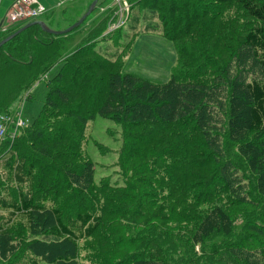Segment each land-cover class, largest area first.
Listing matches in <instances>:
<instances>
[{
    "label": "trees",
    "instance_id": "1",
    "mask_svg": "<svg viewBox=\"0 0 264 264\" xmlns=\"http://www.w3.org/2000/svg\"><path fill=\"white\" fill-rule=\"evenodd\" d=\"M187 1L128 0L127 20H130L128 27L131 30L124 33L127 40L122 43V26L111 32L108 30L115 18V10H110L83 30H80L82 25L73 33L57 36L34 25L0 47V115L12 114L13 103L16 100L22 102L23 93H26V99H31L30 90L37 82H45L48 88L42 108L33 121L0 148V239L20 233L30 238L28 242H33L24 258L16 264H59V261L86 264L81 242L95 235L101 225V217L83 212L65 222L61 210L40 205L34 185L36 168L42 161L34 153L45 154L55 150L52 155L57 158L64 148L74 149L81 154L80 160L89 161L92 158L88 153L90 127L98 118L121 125L128 144L153 146L157 156L168 150L164 146L169 141L171 130L180 129L183 121L193 118L194 128L196 126V130L205 137L211 134V126L221 120L219 116L223 113L227 117L228 135H224L218 144L208 147L216 156H220L218 154L230 142L241 145L240 153L242 148H249L245 153L248 154L247 166L257 171L264 189V0H211L217 7L226 4H231L228 7L237 6L243 15L250 18L242 46L257 65L260 77L254 79L232 75L230 70H224L220 78L213 79L206 63H194L201 58V55H190L199 43L198 23L185 21L188 19L183 15L172 16L173 8L187 12L188 8L184 9ZM209 12L212 14L214 11ZM140 16L142 22L139 21ZM20 27L7 31L0 29V41ZM203 30L206 36L211 32L217 41L224 44L222 33L206 25ZM140 34H160L174 44L179 66L168 81L155 83L123 72L126 57ZM116 35V38L119 36L117 43ZM108 41L119 50L117 54L97 49L98 42ZM58 63H61V68L57 74L47 78ZM184 153L174 151L160 155L159 160L164 159V165L170 167L162 178H167L166 183L181 195V199L176 201V209L186 216L195 215L188 222L182 214H174L169 217L168 224L186 225L189 231L176 232L174 249L162 250L155 257L134 253L129 262L228 264L231 261V264H257L260 259L250 260L248 251L255 253V250L247 248L244 239L231 241L227 238L234 226L228 216V203L211 198L195 201L188 196V181L197 174L188 168L195 165L190 162L204 161L203 156L207 155L199 150L186 152L188 155ZM228 155L223 154L219 159L209 155V159L218 162ZM182 162H186L183 166L187 168L182 167ZM96 172L90 169L89 176L96 180ZM200 173L206 174L204 171ZM208 179L206 174L203 181H198L200 186ZM228 184V193L236 197V177L232 176ZM154 200L161 204L165 201ZM214 201L216 203L212 205ZM48 212L52 225L43 229L45 233L41 235L37 232L39 226H36L41 223V215ZM256 229L264 234V228ZM39 237H45V240L38 241ZM53 242L69 247L65 257H51L50 249L42 253L38 251L37 246ZM256 251V254H262Z\"/></svg>",
    "mask_w": 264,
    "mask_h": 264
},
{
    "label": "rangeland",
    "instance_id": "2",
    "mask_svg": "<svg viewBox=\"0 0 264 264\" xmlns=\"http://www.w3.org/2000/svg\"><path fill=\"white\" fill-rule=\"evenodd\" d=\"M203 1L206 2L203 4ZM123 3H125L123 7L125 11H129L128 0H123ZM185 4L184 9L188 8L187 12L173 8L175 11L172 16L183 15L184 19H188L185 21L198 23L196 29H198L199 43L196 44L195 51L192 49L190 53L195 57L201 55L200 59L194 60L195 64L206 63L213 79L220 78L224 70H230L232 75L240 74L239 76L247 79L260 77L256 63L249 51L242 46L244 35L250 25L249 17L243 15L237 6L236 8L228 7L231 4L217 7V4L215 5L211 0H189ZM64 7L57 10L51 19L42 15L36 20H44L53 30L67 29L75 22L67 26L68 22L64 21ZM209 10L214 12L209 14ZM0 13L1 22L4 17L2 6ZM124 13V20H126L127 13ZM94 14L95 11L82 27L87 25ZM222 18L225 21L221 20ZM124 20L123 23L119 21L116 23V25L119 24L118 27L122 26L121 43L127 40L124 33L131 30L128 27L130 20L125 22ZM139 21L142 22V16L139 17ZM204 25L222 33V38L225 39L224 44L217 41V37H214L211 32L206 36L203 30ZM6 27L7 25H0L1 31H4ZM108 28L110 30V24ZM118 39L119 36L116 38V43ZM96 45L97 49L101 48L111 54H117L119 51L109 41L98 42ZM178 63L177 51L168 38L160 34H140L126 57L123 72L155 83H164L171 78L172 72L179 66ZM60 68L61 63H58L47 74V78L54 77ZM47 90L45 82H37L30 90L33 97L26 99V93H23L21 96L23 101L16 100L11 108L16 109L20 105L18 108L21 111L20 118L30 124L42 108ZM219 117L221 120L210 128L212 130L210 136L205 137L196 130V126L194 128L193 118L183 121L180 129H172L171 134L169 133V141L164 146L168 150H164L157 156L153 146L128 144L121 125L108 119L98 118L90 127L88 153L92 158L89 161L80 160L81 154L74 149L65 150L64 148L65 151L63 150L57 158L52 155L55 150L52 153H34L42 161V164L36 168L34 185L36 199L42 206L61 210L65 222L78 213L89 212L100 215L101 225L95 235L81 242L86 264H132L129 258L134 256V253L142 252V257H147V254L155 257L162 250L165 252L174 249L176 232L189 231L186 225L168 224L169 217L182 214L175 207L181 195L174 191L172 185L166 183L167 178H162L170 167H166L164 159L159 160V157L172 154L174 151L187 154L186 152L194 153L199 150L207 156H203L204 161L190 162L195 165L190 164L192 167L188 168L197 174L188 181L190 186L188 196L195 201L202 202L211 198V200L228 203V216L233 220L234 226L227 238L231 241L244 239L245 246L255 250V253L248 251L251 253L250 260L256 261L259 258L260 261L257 264H264V234L257 232L259 228L256 229V227L264 228V189L260 184L257 171L247 166L246 155L248 154L245 155V153L249 148H242V154L240 153L241 145L230 142L218 154L220 156H216V153L208 147V145L218 144L224 135H228L227 117L223 113ZM15 132L14 127H8L6 137L0 140V148L15 138L13 136ZM223 154H229L225 160L216 162L209 159V155L219 159ZM231 161L236 166H233ZM184 163L186 162H182V167H186L183 166ZM179 165L181 164H177ZM90 169L97 170L96 180L92 175L89 176ZM202 171L209 175V179L200 186L198 181H203L206 177V174L200 173ZM232 176L236 177L238 182L236 197L228 193V183ZM216 196L217 198H212ZM154 199L165 201L161 204ZM190 203L191 200L188 201V205ZM214 203L216 201L212 202V205ZM182 215L188 222L195 217L193 214ZM39 221L41 223L36 226H39L37 232L42 235L45 233L43 229L52 225L51 214L48 212L41 215ZM29 239L20 233L1 238L0 264H16L19 259L24 258L28 246L33 243L28 242ZM43 240L45 237L38 238V241ZM37 249L40 253L50 249L52 251L50 256L57 259L60 256L65 257L69 247L63 243L53 242L49 245L37 246ZM179 249L183 251V248ZM256 249L262 254H256ZM171 253L177 257L175 253ZM59 264L70 263L59 261ZM228 264H231V261Z\"/></svg>",
    "mask_w": 264,
    "mask_h": 264
},
{
    "label": "crops",
    "instance_id": "3",
    "mask_svg": "<svg viewBox=\"0 0 264 264\" xmlns=\"http://www.w3.org/2000/svg\"><path fill=\"white\" fill-rule=\"evenodd\" d=\"M16 1H18V0H0V7L1 6L4 7V17L2 18L0 25L4 23L3 19L6 18V14H7L9 8ZM37 1L39 4H41L47 10V12L44 14L47 19L53 18L54 14L57 10L66 6V7H64V16H65L64 21L68 22V24H67V26H68V25L78 21L84 15L94 0H37ZM123 7H124L123 0H120L119 2H116V0L100 1L97 5L96 9H95V14L93 15V17L88 21L87 25L85 27H81L82 29H80V30H83L86 27L92 25L94 22H96L99 18H101L106 13H108L110 10H115V12H114L115 18H114L113 22L110 23V28H111L113 26V24H116L118 21H120V18H121L120 12H121ZM4 25H7V24H4ZM62 29H64V28H62ZM19 106L16 107V109H13L14 110L13 112L19 110L18 109ZM26 124H28V123H26Z\"/></svg>",
    "mask_w": 264,
    "mask_h": 264
},
{
    "label": "built area",
    "instance_id": "4",
    "mask_svg": "<svg viewBox=\"0 0 264 264\" xmlns=\"http://www.w3.org/2000/svg\"><path fill=\"white\" fill-rule=\"evenodd\" d=\"M119 1L120 0H116V2ZM46 12L47 10L41 4H39L37 0H18L9 8L6 14L5 24H7V27L4 31H7L9 28L16 27V25L25 23L27 21H34L40 16L44 15ZM124 12L127 13L128 17L129 11H125V8H122L119 22L123 23L125 16ZM127 17L125 18L127 19ZM125 21L126 20H124V22ZM118 25L119 24H113L109 31L117 29ZM20 114L21 111L17 110L12 114L0 115V140L6 137L9 126H12L16 129V132L13 135L15 137L19 130L26 125L25 121L20 118Z\"/></svg>",
    "mask_w": 264,
    "mask_h": 264
},
{
    "label": "water",
    "instance_id": "5",
    "mask_svg": "<svg viewBox=\"0 0 264 264\" xmlns=\"http://www.w3.org/2000/svg\"><path fill=\"white\" fill-rule=\"evenodd\" d=\"M100 0H94L91 5L89 6L88 10L86 11V13L78 20L76 21L74 24H72L71 26H69L67 29L64 30H53L50 27L47 26V24L43 21V20H36V21H31L28 22L24 25H22L18 30H16L14 33L10 34L9 36H7L6 38H4L3 40L0 41V47H2L5 43H7L8 41L12 40L15 36H17L18 34H20L21 32L25 31L26 29L30 28L31 26L34 25H39L43 31H45L46 33L52 34V35H66L71 33L72 31H74L76 28L82 26L84 24V22L87 21L88 17L95 11L98 3ZM111 32V31H110Z\"/></svg>",
    "mask_w": 264,
    "mask_h": 264
},
{
    "label": "clouds",
    "instance_id": "6",
    "mask_svg": "<svg viewBox=\"0 0 264 264\" xmlns=\"http://www.w3.org/2000/svg\"><path fill=\"white\" fill-rule=\"evenodd\" d=\"M4 23H5V21H4ZM28 23V22H27ZM26 24V23H25ZM18 26H22V25H18Z\"/></svg>",
    "mask_w": 264,
    "mask_h": 264
}]
</instances>
